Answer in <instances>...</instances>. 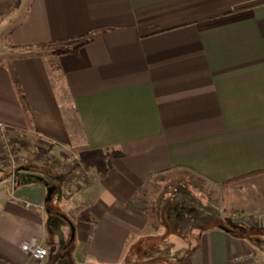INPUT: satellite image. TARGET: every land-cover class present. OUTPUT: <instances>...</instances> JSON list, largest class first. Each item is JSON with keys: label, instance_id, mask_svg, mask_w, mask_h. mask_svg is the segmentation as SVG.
<instances>
[{"label": "crops", "instance_id": "crops-1", "mask_svg": "<svg viewBox=\"0 0 264 264\" xmlns=\"http://www.w3.org/2000/svg\"><path fill=\"white\" fill-rule=\"evenodd\" d=\"M0 120L31 158L13 179L0 151V264L264 259V0H0ZM71 150L98 175L74 192ZM176 166L221 183L215 216L240 229L204 204L154 226L135 200ZM191 213L188 249L176 224ZM31 238L44 261L22 248Z\"/></svg>", "mask_w": 264, "mask_h": 264}, {"label": "rangeland", "instance_id": "rangeland-1", "mask_svg": "<svg viewBox=\"0 0 264 264\" xmlns=\"http://www.w3.org/2000/svg\"><path fill=\"white\" fill-rule=\"evenodd\" d=\"M51 48H52V46L49 45V46L43 47L42 50L48 51V50H51ZM73 151H75V150H73ZM75 152L77 153V155L79 157L80 164H82V158H81L80 153L77 151H75ZM4 160H6V159H4ZM84 169H86V168H84ZM12 178H13V176H12ZM166 181L167 180H161L157 177L152 178L151 181H149V183H147L143 187L141 197L140 198L138 197L137 200H135V202L137 204L148 209L150 219L153 218V221H155V223H157V228L160 227L162 225V223H164L166 221V219H167V213L166 212L173 210L176 207H178L181 210L184 209L185 206H187V208L192 207L193 209H196L198 211L200 210L201 213H203L204 211L202 210V206L204 204V205H207L208 207L213 209V214L215 213V209H216L215 207H213V204H215V206L222 208V204L220 202V199L218 201V204H216L214 202H210L201 192L194 190L186 182H181V183H177L175 185H172L170 188H168L166 191H164ZM91 182H89V183H91ZM88 184H85V185H83L77 189L73 188L70 191L71 192L77 191L78 189H81ZM161 193H164V199L162 200L161 204L158 205V196ZM181 203H182V205H181ZM187 208H186V213L189 212V210ZM224 211H226V210H224ZM178 212H179V210H177V213ZM192 212H196V211H192ZM230 213H232V211H230ZM215 215H216V213L214 214L213 223H218V224H224V223H228V222L230 223V218L218 219L219 217H217ZM185 218H189L188 220L190 222L189 223H181V224L177 223L176 227L178 228L177 230L180 232L182 237H185V238L188 237V238H186L188 241L187 240H183V241L187 242L188 249H191L192 246H190V245H192V243H193V237L191 236L192 235V233H191L192 226H190L189 224H192L194 219L192 217V213L190 216H187ZM231 220H232V218H231ZM226 221H228V222H226ZM167 222H168V220H167ZM184 222H186V221H184ZM230 224L233 225V227L237 228V225L234 223V220H232V222ZM237 229H240V228H237ZM168 230L169 229L166 228L165 231H161V236H162V234H165V235L169 234L170 231H168ZM161 236H159L157 238L155 237L154 238L155 242L160 240ZM190 242H191V244H189ZM133 249H135V248H133ZM152 249L153 248L151 247L150 250H152ZM184 249L186 250V247H184ZM246 253H249V252H246ZM252 254H254V253H252ZM255 256L261 260V264H264V259L260 258L257 255H255ZM152 260L154 262H157L160 260V258H159V256H151V261ZM245 260H246V264H248L249 259H245ZM236 263L241 264L240 261L237 259H236ZM135 264H139V263H135Z\"/></svg>", "mask_w": 264, "mask_h": 264}, {"label": "built area", "instance_id": "built-area-1", "mask_svg": "<svg viewBox=\"0 0 264 264\" xmlns=\"http://www.w3.org/2000/svg\"><path fill=\"white\" fill-rule=\"evenodd\" d=\"M20 146V141L14 140L10 136L8 124L0 120L1 156L3 159H6L10 162L12 168L11 175L13 176V179L16 178L19 163L31 162L30 157L19 154L18 150ZM61 170L65 175L66 186L68 190L80 188L81 186L98 179L97 174L82 167L77 153L73 150H71L69 154L63 159ZM27 205L31 206L35 204L27 201ZM22 248L28 252L33 259L38 261H44L50 253L49 248L37 238L25 240L22 244ZM236 259L239 260L241 264H246L245 259H249L248 264H261V260L254 254L246 253L244 251H241L239 254H237Z\"/></svg>", "mask_w": 264, "mask_h": 264}, {"label": "trees", "instance_id": "trees-1", "mask_svg": "<svg viewBox=\"0 0 264 264\" xmlns=\"http://www.w3.org/2000/svg\"><path fill=\"white\" fill-rule=\"evenodd\" d=\"M11 9V8H9ZM93 40L92 36L83 37L81 38L80 42H78L76 45H74L73 48H69L64 50L65 52L72 49H77L82 47L83 45L91 42ZM11 79L13 81L14 87L16 89V92L20 98V101L22 103V106L28 110V104L26 101V97L24 95L22 85L20 82V78L15 70L14 64L11 61H6L5 63ZM264 170H259L254 172L253 174H260L263 173ZM157 178L161 180H167L165 182V188L164 191H166L168 188H170L172 185H175L177 183L186 182L189 186H191L194 190L201 192L210 202H214L218 204V201L220 199V192H221V183L214 181L213 179L209 178L208 176H205L204 174L196 171L193 168L186 167V166H176L169 168L167 170L158 172L155 174ZM164 199V193H161L158 196V205L161 204L162 200ZM213 207L218 208L221 210V207L215 206L213 204ZM220 219V218H219ZM152 224L155 226L156 223L153 221V218L151 219ZM221 225V224H219Z\"/></svg>", "mask_w": 264, "mask_h": 264}, {"label": "flooded vegetation", "instance_id": "flooded-vegetation-1", "mask_svg": "<svg viewBox=\"0 0 264 264\" xmlns=\"http://www.w3.org/2000/svg\"><path fill=\"white\" fill-rule=\"evenodd\" d=\"M21 143V142H20Z\"/></svg>", "mask_w": 264, "mask_h": 264}]
</instances>
